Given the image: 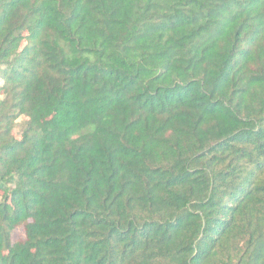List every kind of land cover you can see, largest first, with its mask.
Wrapping results in <instances>:
<instances>
[{
	"label": "trees",
	"instance_id": "obj_1",
	"mask_svg": "<svg viewBox=\"0 0 264 264\" xmlns=\"http://www.w3.org/2000/svg\"><path fill=\"white\" fill-rule=\"evenodd\" d=\"M0 264H264V0H0Z\"/></svg>",
	"mask_w": 264,
	"mask_h": 264
},
{
	"label": "rangeland",
	"instance_id": "obj_2",
	"mask_svg": "<svg viewBox=\"0 0 264 264\" xmlns=\"http://www.w3.org/2000/svg\"><path fill=\"white\" fill-rule=\"evenodd\" d=\"M26 122V119L25 118H22L18 121V124H17V127H16V133L17 134H21L23 128H24V124ZM24 236V231L23 229H18L14 232L13 234V240L14 241H17L19 240L20 238H22Z\"/></svg>",
	"mask_w": 264,
	"mask_h": 264
}]
</instances>
